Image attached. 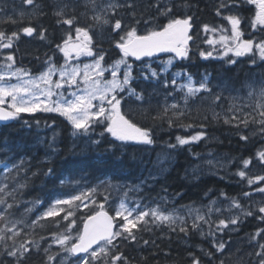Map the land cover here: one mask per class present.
<instances>
[{"label":"trees","instance_id":"1","mask_svg":"<svg viewBox=\"0 0 264 264\" xmlns=\"http://www.w3.org/2000/svg\"><path fill=\"white\" fill-rule=\"evenodd\" d=\"M123 2L121 0V4ZM156 2L157 0H136L135 20L130 17V10L124 8L114 18L107 17L111 23H114V19L123 17V23L135 25L139 34L162 26L168 19L176 16L193 17V42L188 58H175L166 77L160 76V83L142 79L135 81L132 86L142 93L143 102L129 96L127 92L123 93L122 113L137 126L151 129L154 140L152 145L122 143L107 133L101 136L103 126L96 127L88 135H73L70 122L58 113L22 114L21 118L11 123H0V160L9 164L21 159L25 161L26 172L16 181L26 185L17 193L20 201L15 210L17 218H24L31 224L56 199L79 194L87 188H97V194L93 197L95 205L89 203L87 208L83 205L77 207L75 203L70 208L65 206V211L60 216L41 220L40 225L26 230L27 235L21 240H38L40 249L38 252L33 251L25 264H45L44 249L52 244L53 234L64 233L67 229L75 242L82 230L83 221L94 213L93 209H99L98 205L104 201L105 196L108 197L106 207L111 212H115L118 201L126 194L147 205H156L161 202V197H166L163 206L167 208L190 203L201 204L207 200L208 195L221 193L231 199L235 198L245 209L250 206L258 207L257 202L264 201V195L261 199L254 194L248 198L243 196L246 192L254 193L255 188L264 187V184L249 186L246 180H241L236 175L240 170H245L250 178L264 175V167L255 160L248 169H244L242 163L244 159L254 157L256 151L264 147V141H261L264 135L256 123L250 122L247 128L243 125L236 127L233 121L225 123L226 118L231 119L234 115L231 116L230 105L233 103L234 91L238 90L236 83L245 81L246 74L256 69L251 67L260 62L258 55L255 65L251 64L248 56L238 58L237 63L232 65L229 64V58H235L232 54L219 58L222 52L219 45L207 43L212 31L205 32L203 26L207 24L210 29L217 28L220 27L218 22L222 21L216 14L219 5L217 0H174L173 13L169 17L161 16L157 12L152 6ZM35 4L39 8L34 10L32 6L24 5L22 0H0V31L6 36L12 32L20 33L19 39L13 41L11 49L0 50V62L11 53L15 66L26 67L32 72L41 71L49 57L60 64L63 56L56 50V45L69 32L74 39L76 27L90 26L89 35L95 46L92 50L94 53L103 50L104 64L109 65L121 57L120 51L115 47L119 36L111 31L110 25H102L93 20L94 12L85 9L84 4L78 6L69 0H35ZM184 4L190 7H182ZM60 9H63L64 15L57 17L55 13ZM20 12L25 13L23 18L20 17ZM73 17L75 23L72 26L57 23L58 19L63 21ZM9 18L16 23H11ZM137 20L139 24H136ZM29 25L35 27L37 32L46 29V38L42 40L38 35L28 37L20 32ZM2 42L7 43L6 40ZM202 51L212 52L213 55L204 58L200 55ZM152 59L155 60L154 65L159 72L164 63L158 62L154 57L146 58L144 62ZM128 62L134 65V75H139L135 70L140 68V62L130 57ZM178 70L190 72L198 81L205 74H210L209 87L212 95L202 91L190 97L185 106L183 91L178 87L175 90L173 87H163V80L167 78L170 81L172 74ZM215 95L221 96L218 102H214ZM172 104H177L183 114L171 109L165 113V107ZM169 119L173 121L171 127ZM202 130L206 134L205 138L187 145L169 147L177 144V136L191 137ZM241 135L248 136L249 140L242 141ZM213 153L227 156L226 165L216 168L215 171L209 169L210 163L207 162ZM198 164H201L200 172ZM49 168L54 170L52 175L47 174ZM106 180L111 184L100 185L101 181ZM117 184L121 187L112 186ZM136 185L140 186L139 191L123 190L125 186ZM176 193L181 195L176 196ZM27 209H31V212L25 217ZM68 211L72 215L64 220L63 216ZM235 212L237 213L236 209ZM72 220H75V224L68 228ZM216 223L212 224L213 229ZM261 228H264V223L254 217H246L236 230L230 228L217 233L218 240L227 242L222 254L216 252L212 246L211 237L191 230L186 235L179 232V227L172 231L164 224H150L147 229L134 230L137 235L135 241L117 238L113 241L115 247L109 248L113 255L122 253L129 264H192V256L199 258L200 264H255L256 257L250 255L257 250L252 237ZM202 230L207 233L209 229ZM144 241L149 243L145 245ZM48 254L55 255L53 264H73L77 259L68 254L63 263L60 255L65 257V253L54 244ZM0 260L3 264H13L2 253Z\"/></svg>","mask_w":264,"mask_h":264},{"label":"snow or ice","instance_id":"2","mask_svg":"<svg viewBox=\"0 0 264 264\" xmlns=\"http://www.w3.org/2000/svg\"><path fill=\"white\" fill-rule=\"evenodd\" d=\"M24 5L32 6L38 9L35 0H22ZM95 8V0H92ZM250 5L256 6L255 16L252 19L251 28L255 31L258 27L264 31V0H243ZM157 12L161 16H172L174 0H157L155 5ZM239 5L235 0H220L216 9V14L221 15L223 12L229 11L232 8H237ZM182 7H190L187 4ZM127 9L130 17L136 19V0H124L121 4L119 0L110 2L102 8V13H97L93 16V20L102 25H110L111 31L119 36L115 41V47L120 51L121 58L114 61L111 65L105 67L103 50L93 52L92 37L89 35L90 28L76 27L75 41L71 32L66 38L62 39L60 44L56 45V50L64 57V64L59 67L53 63L51 57L47 61L46 69L39 76H32L27 71L16 68L15 60L11 53L3 57V62H0V121H15L21 118L22 114H35L37 112L58 113L70 122L73 128V135H88L94 132L98 126H103V132L110 134L115 140L122 143H132L138 145H152L154 143L153 133L149 128H142L132 123L125 114L122 113L121 104L124 100L123 93L127 92L129 96H134L138 101L143 102V95L136 91L132 85L138 79L143 81L160 83V76L167 75L170 71L173 60L175 58H188L189 41H193V36L190 34L192 29L193 17L190 15L176 16L168 19V22L162 26H157L155 29L147 30L143 34H139L135 25L123 23V17L114 19L111 23L110 19L103 18L105 16L114 18L118 11ZM35 14V11L34 13ZM20 17L23 18L25 13L20 12ZM57 17L63 16V9L55 13ZM224 19L230 24V29L221 31L230 35H220L218 43L226 45L224 55L232 53L234 57L240 58L248 56L252 65L256 64V57L264 62V39H242L244 33L241 31L242 19L238 15H227ZM11 23H16L15 20L9 18ZM63 23L72 26L75 23V18L59 20L57 23ZM147 23V22H146ZM139 24V20L136 21ZM205 32H217L216 28H211L209 25H204ZM21 33L28 37L34 34L40 39L46 38V29H37L31 26L24 27L20 30ZM20 33L12 32L11 35H5L0 31V50L11 49L13 41L18 40ZM6 40L7 43L2 41ZM212 44L214 41H207ZM158 53H174L175 56L164 62L158 72L152 67L151 63H145L143 58H152ZM250 54V55H249ZM200 55L204 58L212 57V52H201ZM80 57L92 58V63L81 64ZM129 57H134L140 62L138 70L139 75H134V65L128 62ZM237 63L236 59L229 58V64ZM110 73L111 78L105 79L104 74ZM56 76L57 79L53 80ZM15 79L17 82L12 83ZM184 79L185 82L177 84L178 80ZM210 78L207 74L204 75L198 85L193 81L191 74L186 72H175L169 81L167 78L163 80L165 89L177 87L184 92V102L187 105L190 97L196 96L202 91L208 95H212V90L209 87ZM171 95V94H169ZM253 95L249 92V96ZM259 96L264 100V87L259 91ZM221 99L220 95H215L214 102ZM257 109H264V104L256 105ZM171 109L173 112L183 114L177 104L168 105L164 112L167 113ZM232 110V109H230ZM235 113L231 119L226 118L225 123L235 121V126L247 128L248 124L256 123L260 127L261 134H264V110L259 111V119L255 117L249 119L250 114H240L241 108H235ZM27 123V121H25ZM173 126V121L169 119V127ZM203 129V125H201ZM206 134L202 130L191 137H176L177 144L169 145L170 148L187 145L192 142L199 141L205 138ZM240 139L247 142L248 136L241 135ZM99 143V141H94ZM253 160L260 166L264 167V149L256 151L254 157H249L243 160V168L248 169L253 164ZM0 253L11 259L13 264H25L33 251L40 249L38 240H21L27 235V229H34L40 225L41 220L48 218L55 219L65 211V206L69 208L75 203L77 207L83 205L87 208L89 203L93 205L96 201L93 197L97 194V188H87L77 195H72L66 199L56 200L46 211L38 216L31 224L26 222L24 218H17L15 210L18 208L20 201L17 199V193L20 192L26 185L25 183H16L22 173L26 172L25 161L21 159L16 163L9 164L5 160H0ZM53 169L49 168L47 174L52 175ZM35 175V173H33ZM241 180H246L249 186L257 183L264 184V175H257L250 178L245 170H240L236 173ZM63 183V181H61ZM143 183V182H142ZM111 184L109 180L101 181L100 185ZM113 187H121V185H112ZM99 187V185L97 186ZM132 191H139L140 186H129ZM163 191V189H162ZM255 194L264 195V187L254 189ZM254 193H243L245 198L250 197ZM176 196L181 195L176 193ZM221 195H224L221 193ZM161 202L156 203L155 207L145 206L140 201L134 202L133 207H129L127 203L121 201L119 207L115 210V215H109L104 211L105 203L108 197H104V203L98 205L99 211L93 209L94 214L87 216L83 221V229L73 242L72 236L66 229L64 233L53 234L52 244L44 249L46 255L45 264H53L55 255H49V251L53 244L59 246L63 252L77 255L78 264H129L127 258L122 253L112 254L109 246L115 247L113 241L117 238L125 240L137 239L136 231L147 229L149 225H167L172 231H176L179 227V232L188 234L195 231L201 235H207L212 239V246L216 252L223 253L225 250L226 241L218 240L217 233L224 232L225 229L236 230L243 218L254 217L264 223V201L257 202L258 207L243 208L239 202L232 198L229 211L236 209L237 214L230 216L228 219H220L215 224L213 229L209 217L213 214H220L221 209L214 208L217 201H210L207 207V212L202 213L201 209H192L188 207L187 218L185 215H179L178 210L173 208L168 211L163 206L166 197H161ZM143 208V210H141ZM31 212L27 209L24 216ZM72 215L68 211L63 216L64 220ZM189 220L191 223H189ZM115 221H119L115 223ZM75 224L72 220L68 225L71 228ZM209 225L207 233L203 232V225ZM42 226V225H41ZM115 229V230H114ZM136 230V231H134ZM260 237V239H257ZM43 239V237H41ZM252 240L256 244L257 250L250 255L256 257L255 264H264V228L258 229L253 235ZM149 241H144L147 245ZM96 246L95 248L93 246ZM191 255V254H190ZM211 256L212 253H207ZM0 264L3 261L0 260ZM192 264H200L199 258L192 256ZM223 264V262H221Z\"/></svg>","mask_w":264,"mask_h":264},{"label":"rangeland","instance_id":"3","mask_svg":"<svg viewBox=\"0 0 264 264\" xmlns=\"http://www.w3.org/2000/svg\"><path fill=\"white\" fill-rule=\"evenodd\" d=\"M69 1L71 3L77 4L78 6H83V4H84L86 6L85 9L87 8V9L92 10L94 12L93 15H95L97 13L102 14L101 10H102V8L105 5H107L110 2H115V0H95V8H94L92 0H69ZM83 8L84 7H81V9H83ZM226 13H227V15L231 14V12H229V11H226ZM218 19L220 20V17H218ZM84 21H86V20H84ZM225 21H226L227 25L229 27H231L230 24L228 23V21L227 20H225ZM90 28H91V26H90ZM228 34H230V32H228ZM210 40L214 41V42L216 41L215 33L211 32ZM74 41H75V39H74ZM173 57H174L173 55H168L166 57H161V58L158 59V62L164 63V62H166L167 60H169L170 58H173ZM82 58H84V57H80L79 60H81ZM154 61L155 60H151V61L148 60L146 63H151L152 67L156 69V67L154 65ZM173 62H174V60H173ZM80 63L81 64H90V63H92V60L91 59L90 60H85V61L80 62ZM263 65H264V62H261V63L256 64L254 67H251V68H256V69H252L251 71H249L250 73L246 74V76L243 73V75L245 76L246 80L236 83V86H237L238 90L234 91L235 92L234 93V98L232 99L233 103L230 105L231 109H232L231 110V116H232V114H236L235 111H234L235 108H241L240 114L242 116L244 114H250V115H254V116L256 115L257 116V120L259 119V114L258 113H259V111H261L263 109H257L256 105L264 104V100H262L260 98V96H259L260 89L262 87H264V67H263ZM57 67H59V66H57ZM105 67H107V66H105ZM17 68H20V69H23V70L26 71V69H24V68H21V67H17ZM178 71L179 72H184V71H180V70H178ZM178 71H176V72H178ZM186 73H188V72H186ZM105 74H109L106 77H104L105 79H110L111 78L110 73L106 72ZM105 74H104V76H105ZM188 74H190V73H188ZM31 75L32 76H39V74H31ZM207 75L210 78V74H207ZM192 78H193V81L198 85V83L200 81H198L194 76H192ZM55 79H57L56 76L53 77V80H55ZM16 82L17 81L15 79L12 80V83H16ZM183 82H185V80L181 79V80H178L177 84H180V83H183ZM249 92H252L253 95L249 96ZM233 123H236V122H233ZM261 141L263 142L264 139H262ZM262 149H264V147ZM223 155L222 154H218V153H213L211 155V157L209 159H207V162L210 163V168H209L210 170H214L215 171L216 168H219L220 166L226 165L227 160L225 158H227V156L225 154H223ZM197 167H199L198 170L200 172L201 171V164H198ZM123 190H124V192H126V191L130 190V188H129V186H125V188ZM254 195L257 198H260V199L262 198L261 194H255L254 193ZM134 200H136V199H134L131 196H128L126 194L125 196H123L118 201L117 208L119 207L121 201H124L125 203H127L129 205V207H133L134 206V202L138 201V200H136V201H134ZM213 200L217 201V203L214 205V208H219L222 211H221L220 214L213 213L209 217L210 221L216 223L218 219H222L223 217H224V219L225 218H229L230 216L237 214L235 212V209H231V211H229V205H230V202H231V198L227 197L225 195H221V194L208 195L207 200L204 201L201 204L190 203V204L184 205V206H191L192 209H201L202 210L201 214H204V213L207 212V207L206 206H208L210 201H213ZM102 203H104V201ZM142 204L145 205V206H152V207L156 206V205H147V204H144V203H142ZM105 205H106V203H105ZM184 206L171 207V208L164 207V208H166L168 211H171L173 208H175L176 210H178V214L179 215H185L186 218H187V213L189 211V208L188 207H184ZM141 210H143V208H141ZM203 228L205 230H208L209 229V225L205 224V225H203ZM62 252H63V250H62ZM63 253H65V252H63ZM67 257H68V253H65V257L60 255V259H61V261H63V263H65V261L67 260ZM75 262L73 264H78V260H76Z\"/></svg>","mask_w":264,"mask_h":264},{"label":"flooded vegetation","instance_id":"4","mask_svg":"<svg viewBox=\"0 0 264 264\" xmlns=\"http://www.w3.org/2000/svg\"><path fill=\"white\" fill-rule=\"evenodd\" d=\"M235 2L238 3L239 6L237 8L230 9L229 12H231V15H238L241 17L242 23L240 27H241V31L244 33L242 39L245 40L250 39V37L254 33L253 32L254 30L251 28V23L253 17L255 16L256 6L243 2V0H235ZM241 4L245 6H242ZM255 31H257L258 34H261L262 39H264V31H261L259 27ZM249 117L250 120L252 119V117H255L257 119L256 115L255 116L249 115Z\"/></svg>","mask_w":264,"mask_h":264},{"label":"water","instance_id":"5","mask_svg":"<svg viewBox=\"0 0 264 264\" xmlns=\"http://www.w3.org/2000/svg\"><path fill=\"white\" fill-rule=\"evenodd\" d=\"M192 30V29H191ZM191 33V32H190ZM189 43H190V41H189ZM189 45V44H188ZM162 54H165V53H158V54H155V55H162ZM174 54V53H173ZM0 122H2V123H10L11 121H0ZM104 211H106V210H104ZM108 212V211H107ZM109 213V215H112L110 212H108ZM113 216V215H112ZM115 230V229H114ZM93 247H95V245L93 246ZM77 255H80V254H77Z\"/></svg>","mask_w":264,"mask_h":264}]
</instances>
